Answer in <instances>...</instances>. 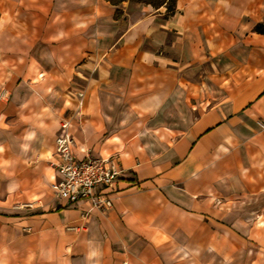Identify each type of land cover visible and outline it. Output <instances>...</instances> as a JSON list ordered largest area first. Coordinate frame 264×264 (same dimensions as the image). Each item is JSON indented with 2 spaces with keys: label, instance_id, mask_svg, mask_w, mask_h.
Masks as SVG:
<instances>
[{
  "label": "crops",
  "instance_id": "crops-1",
  "mask_svg": "<svg viewBox=\"0 0 264 264\" xmlns=\"http://www.w3.org/2000/svg\"><path fill=\"white\" fill-rule=\"evenodd\" d=\"M73 112L76 155L123 168L104 210L51 188ZM242 190L264 191V0H0V264L226 261Z\"/></svg>",
  "mask_w": 264,
  "mask_h": 264
},
{
  "label": "built area",
  "instance_id": "built-area-1",
  "mask_svg": "<svg viewBox=\"0 0 264 264\" xmlns=\"http://www.w3.org/2000/svg\"><path fill=\"white\" fill-rule=\"evenodd\" d=\"M79 107L83 93L78 92ZM80 112V109L78 110ZM78 112L64 117L56 138V153L59 160L51 188L56 198L74 203L88 200L93 208L106 209L112 205L111 188L122 174L115 155L87 156L79 158L75 152V141L71 131L72 120ZM100 188V190H97Z\"/></svg>",
  "mask_w": 264,
  "mask_h": 264
},
{
  "label": "rangeland",
  "instance_id": "rangeland-1",
  "mask_svg": "<svg viewBox=\"0 0 264 264\" xmlns=\"http://www.w3.org/2000/svg\"><path fill=\"white\" fill-rule=\"evenodd\" d=\"M130 119L136 120L135 117ZM167 120L169 121V118H157L156 125L163 124ZM224 200L226 212L220 220L230 228L231 231L227 228L229 235L235 236L237 240L223 248V254H231L226 255L229 257L226 261L213 257V246H211L209 264H264V191L259 193L242 190L241 194L233 193ZM254 224L258 225L255 231L252 230ZM235 253L239 254L238 260H233L232 255Z\"/></svg>",
  "mask_w": 264,
  "mask_h": 264
},
{
  "label": "trees",
  "instance_id": "trees-1",
  "mask_svg": "<svg viewBox=\"0 0 264 264\" xmlns=\"http://www.w3.org/2000/svg\"><path fill=\"white\" fill-rule=\"evenodd\" d=\"M134 1H140V2H144V3H149L155 7H160L162 6L164 3L167 4L168 6V10H172L173 6L175 4V0H134Z\"/></svg>",
  "mask_w": 264,
  "mask_h": 264
}]
</instances>
